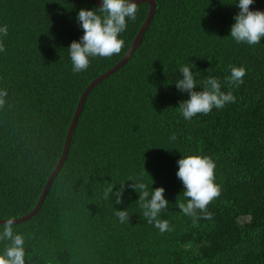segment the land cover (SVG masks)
Listing matches in <instances>:
<instances>
[{
    "label": "trees",
    "instance_id": "1",
    "mask_svg": "<svg viewBox=\"0 0 264 264\" xmlns=\"http://www.w3.org/2000/svg\"><path fill=\"white\" fill-rule=\"evenodd\" d=\"M142 42L127 62L88 93L66 159L31 218L14 224L25 235L26 264H264V37L255 46L229 35L238 8L232 0H155ZM91 0H0L8 25L0 52V218L30 213L63 150L81 93L126 54L148 10L122 34L124 47L96 57L79 74L66 48L82 29L76 12ZM253 9L264 10V0ZM217 77L236 102L190 121L178 111L186 92L175 87L179 64ZM230 64L247 74L236 88L225 82ZM197 85V90H199ZM187 153L215 162L221 192L185 216L176 206L183 185L176 161ZM142 175L163 186L170 231L148 224L131 187ZM122 188L121 203L102 196ZM121 184V185H120ZM127 207L120 223L114 208Z\"/></svg>",
    "mask_w": 264,
    "mask_h": 264
},
{
    "label": "clouds",
    "instance_id": "2",
    "mask_svg": "<svg viewBox=\"0 0 264 264\" xmlns=\"http://www.w3.org/2000/svg\"><path fill=\"white\" fill-rule=\"evenodd\" d=\"M255 0H232L238 11L233 16L229 28L231 39L241 45L255 46L261 44L264 37V10L253 9ZM137 0H100L91 8H80L76 12V21L82 29L79 39H74L66 48L71 63V71L75 74L86 71L91 60L96 57H112L119 54L124 47L122 34L128 28V22L137 17ZM9 33L8 25L0 23V52L4 51V37ZM195 64H179L174 82L180 92H186L187 98L180 100L177 108L186 121L197 114L207 115L214 108L222 109L227 104L235 103L236 97L231 90H222L221 81L206 75L201 77L199 71H194ZM226 84L231 88L239 87L244 82L247 70L243 65L230 64ZM199 85V90H197ZM8 93L0 88V106L6 102ZM178 167L176 176L183 185L182 200H176V206L185 216L194 217L197 210L205 218L211 219L212 213L207 206L220 195L221 189L215 181V162L207 155L187 153L176 161ZM131 187L138 194L137 202L142 216L148 224L153 225L161 233L170 231L169 221L163 218L170 202L165 198L163 186L151 187L144 181L142 175L132 176ZM116 183L109 182L103 189L102 196L106 200L115 197V203L120 204L122 188L113 190ZM114 208V207H113ZM114 216L120 223L129 222L130 212L126 208H114ZM15 216L0 218V264H26L25 235L14 227Z\"/></svg>",
    "mask_w": 264,
    "mask_h": 264
},
{
    "label": "water",
    "instance_id": "3",
    "mask_svg": "<svg viewBox=\"0 0 264 264\" xmlns=\"http://www.w3.org/2000/svg\"><path fill=\"white\" fill-rule=\"evenodd\" d=\"M91 1L97 5L100 3V0H91ZM139 3H148L149 4V10H148V14H147L144 22L142 23L140 29L138 30V32L136 34V37L133 40L132 45L130 46V48L128 49V51L124 55V57L116 65H114L113 67L108 69L106 72H104L101 75H99L98 77H96L93 81H91L87 85V87L81 93L80 98H79L78 103H77V106H76V109L74 111V115L72 117L71 123H70L69 128H68L67 133H66V137H65L64 146H63L61 156H60L54 170L52 171L49 178L47 179L46 184L43 188V191L39 197L38 202L36 203L35 207L33 208V210L30 213H28L27 215H24L22 217L15 218V224L20 223L22 221H25V220L33 217L38 212V210L40 209L55 176L57 175V173L61 169V167H62V165L66 159V156H67L68 151H69L70 142H71V138H72L74 128L77 124L79 115L82 111V108H83V105L85 102V99H86L88 93L90 92V90L95 85H97L99 82H101L103 79L107 78L109 75H111L112 73L117 71L120 67H122L127 62V60L130 58V56L135 51V49L142 42L144 33H145L154 13L156 11V1L155 0H137V4H139Z\"/></svg>",
    "mask_w": 264,
    "mask_h": 264
}]
</instances>
